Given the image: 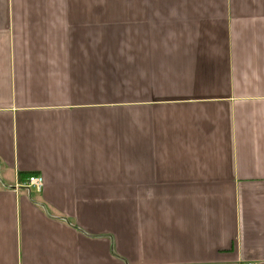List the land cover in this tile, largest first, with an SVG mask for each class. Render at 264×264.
<instances>
[{
    "label": "crops",
    "instance_id": "obj_1",
    "mask_svg": "<svg viewBox=\"0 0 264 264\" xmlns=\"http://www.w3.org/2000/svg\"><path fill=\"white\" fill-rule=\"evenodd\" d=\"M248 263L264 0H0V264Z\"/></svg>",
    "mask_w": 264,
    "mask_h": 264
},
{
    "label": "built area",
    "instance_id": "obj_2",
    "mask_svg": "<svg viewBox=\"0 0 264 264\" xmlns=\"http://www.w3.org/2000/svg\"><path fill=\"white\" fill-rule=\"evenodd\" d=\"M27 188H31L36 192H40L43 188L44 181L40 175H30L23 184ZM254 264V263H248Z\"/></svg>",
    "mask_w": 264,
    "mask_h": 264
},
{
    "label": "trees",
    "instance_id": "obj_3",
    "mask_svg": "<svg viewBox=\"0 0 264 264\" xmlns=\"http://www.w3.org/2000/svg\"><path fill=\"white\" fill-rule=\"evenodd\" d=\"M23 177H24V176H23ZM23 177H22V178H23ZM27 178H28V177H27ZM27 178H26V179H27Z\"/></svg>",
    "mask_w": 264,
    "mask_h": 264
}]
</instances>
